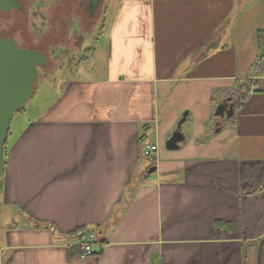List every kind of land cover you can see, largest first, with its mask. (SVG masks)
Instances as JSON below:
<instances>
[{
    "label": "crops",
    "instance_id": "crops-1",
    "mask_svg": "<svg viewBox=\"0 0 264 264\" xmlns=\"http://www.w3.org/2000/svg\"><path fill=\"white\" fill-rule=\"evenodd\" d=\"M113 1L94 43L74 44L84 57L58 77L53 100L19 115L13 128L11 120L3 202L26 223L46 225L0 231V264H256L264 236V72H255L264 0ZM89 54L94 64L84 68ZM242 79L248 93L235 100ZM173 93L200 97L211 112L234 99L233 116L216 117L207 133L219 126L224 138L198 132L182 145L184 135L178 149L158 156L146 133L157 137L159 94L164 101ZM147 144L156 150L140 166ZM80 227L97 231L83 257L67 236Z\"/></svg>",
    "mask_w": 264,
    "mask_h": 264
},
{
    "label": "rangeland",
    "instance_id": "rangeland-1",
    "mask_svg": "<svg viewBox=\"0 0 264 264\" xmlns=\"http://www.w3.org/2000/svg\"><path fill=\"white\" fill-rule=\"evenodd\" d=\"M32 0H24L26 5V13H14L15 15H11L13 21H16L17 27L15 31V36L18 37L19 41L25 46L32 45H43L48 50L47 53V63L48 66L45 68L38 67V75L33 82V91L30 94L29 98L24 103L22 112H16L13 115L14 120L11 123V127L13 128V123L16 118L22 114V117H32L37 114L41 108H43L46 103L51 102L56 93V80L58 77H63L64 74H67L71 71L72 67L69 66V63L73 61V59L77 60L79 58L84 57V49H82V53L79 56L74 44L78 42V44L82 43H94V40L98 37V33L100 32V25L105 23H109L112 19V15L114 11L110 13L108 16H104L103 12L105 11V7L110 4V10H113V5L115 4L113 0H100L98 6L95 9L94 16L91 19L85 18L81 11L77 9V5L75 4V0L73 3H70L69 12L65 15L64 11V0H39L42 1V11L44 13V30L42 31L41 38L37 36L35 31H31L32 27L35 25H40V18H35V16L30 14L29 5ZM73 9V11H72ZM29 11V12H28ZM72 11V14L71 12ZM14 12V11H13ZM16 12V11H15ZM27 14V16H25ZM10 16V17H11ZM70 17V19L68 18ZM61 18H64V28L67 30V34L65 37H59L56 32V23L60 21ZM10 19V18H9ZM8 20V18H7ZM0 29L5 30V20L0 21ZM96 23V24H95ZM74 24V25H73ZM79 27V31L74 29L75 26ZM106 24V25H107ZM15 26V25H14ZM48 26H50L48 28ZM91 26H94V31H91ZM70 27V31L68 30ZM91 31V33H90ZM80 33V36H79ZM50 35V37H48ZM76 36V37H75ZM60 45H62L60 47ZM84 60V59H83ZM94 63L91 59V54L88 55V60L83 61L82 65L84 68H89ZM75 66H73L74 68ZM73 72V69L71 73ZM75 75V73L73 74ZM63 82V80H62ZM55 85V86H54ZM59 92V89L57 93ZM159 128L157 130V137L153 132L146 133V139L150 142H154L156 140L158 150L157 155L163 156L167 149L165 148V141L171 135L173 129L176 127L177 122L181 119L183 113L185 111L188 112L185 120L181 123L180 129L183 134L186 136V140L181 144L184 145L186 141H189V138L198 132L208 133L210 130V126L216 122V117L214 116V111L217 106H213V111L209 110V105L204 102L200 97H198L195 101L188 100L184 93H173L168 96L167 99L163 101L162 94H159ZM10 127V126H9ZM204 131H200V130ZM210 136L213 138L210 141H219L224 138L225 131L218 132H210L205 136ZM189 143V142H188ZM145 148V147H144ZM154 156L152 153L149 157H146L145 151L142 153L140 158V166H143V163L149 164L150 157ZM2 175H0V231L4 229H12V228H20L24 224H31L32 226H45L43 223H38L32 221V223H26L28 220H23L21 217L17 216V208L6 205L3 202L2 198Z\"/></svg>",
    "mask_w": 264,
    "mask_h": 264
},
{
    "label": "water",
    "instance_id": "water-1",
    "mask_svg": "<svg viewBox=\"0 0 264 264\" xmlns=\"http://www.w3.org/2000/svg\"><path fill=\"white\" fill-rule=\"evenodd\" d=\"M100 0H88L93 13ZM11 0H0V9L9 8ZM45 56L38 50L19 47L8 37L0 38V175L2 174L3 150L9 132L10 122L15 112L23 108L24 103L33 91V82L38 75V66H45ZM185 111L177 122L175 129L165 141L167 150H176L185 139L180 129L185 120ZM234 114V102L231 98L220 101L214 115L220 119H229ZM219 131V126L216 128ZM155 166L148 168L154 172ZM264 236L260 239L256 253V264H261Z\"/></svg>",
    "mask_w": 264,
    "mask_h": 264
},
{
    "label": "flooded vegetation",
    "instance_id": "flooded-vegetation-1",
    "mask_svg": "<svg viewBox=\"0 0 264 264\" xmlns=\"http://www.w3.org/2000/svg\"><path fill=\"white\" fill-rule=\"evenodd\" d=\"M38 1L39 0H32L31 4L29 5V8H30L29 10H30V14L35 16V18H40L39 27H38V25H35V27H32L31 31H35L37 33V36H39L41 38L42 37L41 36L42 31L44 30V21L45 20L43 18L44 13L41 9V7L43 5L42 1H40V2H38ZM74 2L77 5V9L79 11H81V14L85 18L91 19V17L94 16L95 11L93 13L91 12L88 0H75ZM70 3H73V0H64L63 6H64L65 15L68 14V12H69L68 8L70 6ZM25 11H26V5L24 3V0H11L9 8L0 9V21L1 20L6 21L5 30L0 29V38L8 37V38H11L16 43V45L19 47L34 49V50L40 51L41 53L44 54V56L46 58L45 59L46 64H45V66H38V67L45 68L48 66L47 53H49L48 50L45 48V46H43V45H38V46L32 45L31 47L28 45L25 46L24 44H22L19 41L18 37L14 35L15 31H16L15 29H16L18 23H16V21H13L14 18H12V16L15 15L14 13H17V14L21 13L24 15V13H26ZM72 11H73V9H72ZM72 11H70L71 14H72ZM25 16H27V14H25ZM7 18H8V20H7ZM68 18L70 19V17H68ZM63 20H64V18H61L60 21H58L56 23L57 24L56 25V32L58 33L60 38L65 37L66 35L68 36V34H67L68 31L65 30V28H64V21ZM49 27L50 26H48V28ZM72 27H74V29H77L78 32H80L79 27H77V24H76V27L75 26H72ZM72 27H70L68 30L70 31V29ZM48 37H50V35H48ZM38 67H37V70H38ZM231 100L235 103L234 99L231 98Z\"/></svg>",
    "mask_w": 264,
    "mask_h": 264
},
{
    "label": "trees",
    "instance_id": "trees-1",
    "mask_svg": "<svg viewBox=\"0 0 264 264\" xmlns=\"http://www.w3.org/2000/svg\"><path fill=\"white\" fill-rule=\"evenodd\" d=\"M263 33H264V31L258 32V36L257 37H258V43H259V45H262V36H263ZM263 56H264V51L262 50L261 53H260V55H259V57L257 58L256 63H255V68H256L255 72H257V73L258 72H264V62L262 60L263 59ZM257 68H259L260 70L258 71ZM249 85H250V80L249 79H242L240 81V83H238V92L236 94V99L235 100H240V99H242L243 97L246 96V93H248ZM22 109H20L17 112L22 111ZM143 138H144V135H141L139 137V140H143ZM4 147H5V145H4ZM84 229H86V227L77 228V229L69 232L67 234V236L77 239L79 233H81V231H83Z\"/></svg>",
    "mask_w": 264,
    "mask_h": 264
},
{
    "label": "built area",
    "instance_id": "built-area-1",
    "mask_svg": "<svg viewBox=\"0 0 264 264\" xmlns=\"http://www.w3.org/2000/svg\"><path fill=\"white\" fill-rule=\"evenodd\" d=\"M262 46L264 47V33L262 36ZM264 51V48H263ZM263 62H264V56H263ZM147 154L150 155L156 150V145L155 144H147ZM97 240V231L96 229H84L79 233L78 238H77V246L80 249V256L83 257L85 255H89L92 253V246L93 243Z\"/></svg>",
    "mask_w": 264,
    "mask_h": 264
}]
</instances>
